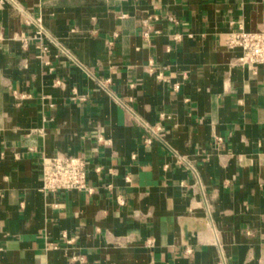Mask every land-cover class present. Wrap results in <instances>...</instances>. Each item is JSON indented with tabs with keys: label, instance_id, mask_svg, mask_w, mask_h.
Masks as SVG:
<instances>
[{
	"label": "crops",
	"instance_id": "1",
	"mask_svg": "<svg viewBox=\"0 0 264 264\" xmlns=\"http://www.w3.org/2000/svg\"><path fill=\"white\" fill-rule=\"evenodd\" d=\"M238 21L264 31V0H0V264H264V65H237ZM56 155L85 190L39 191Z\"/></svg>",
	"mask_w": 264,
	"mask_h": 264
},
{
	"label": "built area",
	"instance_id": "2",
	"mask_svg": "<svg viewBox=\"0 0 264 264\" xmlns=\"http://www.w3.org/2000/svg\"><path fill=\"white\" fill-rule=\"evenodd\" d=\"M149 19L158 21L159 17L148 15L142 19V26L144 27L142 36L146 40L150 37L151 32L148 27ZM167 21L177 25V20L173 16H169ZM173 39L180 41L181 36L176 34ZM226 46L229 49H236L241 52L240 56L236 59L238 66L250 68L254 72L258 66L264 65V31H246L243 23L238 21L233 30L228 34ZM42 51H46V48H42ZM58 84L59 82H56L55 85ZM175 89H178L177 85ZM14 95L19 97L16 92H14ZM20 98L22 99L24 96L20 95ZM148 132L152 136H156V130L148 128ZM145 142L150 144L151 138L146 139ZM87 171L88 162L86 159L75 156L56 155L42 162L39 191L43 194H56L68 190H85L87 188ZM88 191L90 192L91 190L89 189ZM63 237L67 239L65 234ZM72 241V239H69L67 243H71ZM79 261L82 262V258H79Z\"/></svg>",
	"mask_w": 264,
	"mask_h": 264
}]
</instances>
